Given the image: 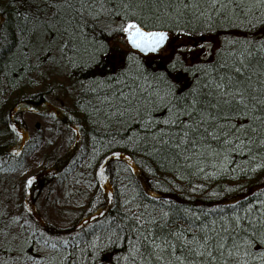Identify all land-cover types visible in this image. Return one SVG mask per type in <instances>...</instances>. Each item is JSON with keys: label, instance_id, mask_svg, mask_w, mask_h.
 <instances>
[{"label": "snow or ice", "instance_id": "snow-or-ice-1", "mask_svg": "<svg viewBox=\"0 0 264 264\" xmlns=\"http://www.w3.org/2000/svg\"><path fill=\"white\" fill-rule=\"evenodd\" d=\"M9 6L18 31L6 49L0 46V56L15 57L19 68L13 65V71L29 85L72 75L68 69L89 71L91 84L82 88L98 103L89 101L88 116L103 113L129 130L135 126L143 132L135 142L146 154L188 162L264 149V0H9ZM232 28H244L245 39H226L218 52L201 42ZM185 36L192 46H176ZM117 39L126 51L112 43ZM200 55L213 59L188 62ZM106 64L110 72L103 71ZM98 175L106 179L102 166ZM36 179L28 177L25 189ZM232 209L231 215L213 209L220 217L210 222L186 214L189 232L169 227V211L157 216L155 208H128L133 235L125 238L127 254L116 264H264V201L243 214L237 205ZM0 245L13 264H37L31 242L14 235L11 225L0 229ZM90 247V258L101 264L109 244L93 241Z\"/></svg>", "mask_w": 264, "mask_h": 264}, {"label": "trees", "instance_id": "trees-1", "mask_svg": "<svg viewBox=\"0 0 264 264\" xmlns=\"http://www.w3.org/2000/svg\"><path fill=\"white\" fill-rule=\"evenodd\" d=\"M17 24L9 0H0V46L6 49L13 42ZM212 35L219 41L218 52L226 39H245L246 31L232 28L228 35L224 30ZM13 65L19 68L15 57L0 56V191L4 193L0 195V229L11 225L14 235L27 238L31 242L28 251L37 264H95L90 258L93 241L109 244L100 257L101 264H116V257L127 254L125 238L133 235L125 219L126 213L132 214L128 208L137 212L155 208L157 216L161 210L169 211L173 221L169 227L176 229L189 228L186 214L210 222L220 217L213 209L222 208L231 215L232 206L237 205L243 214L249 204L264 201V167H260L264 149L253 147L251 154L247 148L243 153L231 152L227 160L222 154L188 162L146 154L145 145L135 142L143 136L135 126L129 130L107 121L103 113L88 116L93 111L89 101L98 103L82 88L91 84L89 71L68 69L72 75H53L43 84L29 85L22 79L23 73L13 71ZM111 68L106 64L103 71ZM27 115L50 125L29 130ZM58 139L64 142L60 153L56 151ZM101 166L106 177L103 181L98 175ZM30 176L37 179L31 189H25ZM125 201L131 203L126 206ZM203 213L211 215L205 218ZM15 219L19 224L13 223ZM2 261L13 264L12 255L6 256L0 245Z\"/></svg>", "mask_w": 264, "mask_h": 264}, {"label": "rangeland", "instance_id": "rangeland-1", "mask_svg": "<svg viewBox=\"0 0 264 264\" xmlns=\"http://www.w3.org/2000/svg\"><path fill=\"white\" fill-rule=\"evenodd\" d=\"M195 40L196 41H201V38L199 36H197V37H195ZM189 41H190L189 37H186V36L185 37H180L179 39H177L175 41V44H176V46H185L186 45L187 47H191L192 45H191V43ZM201 42H204L206 47L211 45V49L214 52L216 51V49L218 47V43H219L217 37H215L214 35L206 36L204 38V40L201 41ZM117 45L120 47L121 50H125L122 42H119ZM185 55H188L187 51L185 52ZM211 58L212 57H206L204 55H200L198 57L192 56L191 59L188 62L189 63H195V62H198L200 60H204V59L207 60V59H211ZM25 122H26V125L28 126L29 130H34V129H36L37 126H40V125H43V126L50 125V123L48 121H46L44 119H41V118L34 117L32 115H27L25 117ZM63 134H65V133L63 132ZM61 137H63V135H61ZM63 141H64V138H63ZM57 143H58V147H57L56 151L58 153H60L64 149V142H61V139H58ZM34 156H37V154H35ZM6 182H8V180H6ZM107 184H108V188H111L110 183L108 182ZM0 195L2 196V195H4V193H2L0 191ZM32 203H33V205H36V200H34ZM36 207H37L38 211L41 209V207L39 205H37ZM70 215L71 214L68 213L67 217L68 216L70 217Z\"/></svg>", "mask_w": 264, "mask_h": 264}, {"label": "bare ground", "instance_id": "bare-ground-1", "mask_svg": "<svg viewBox=\"0 0 264 264\" xmlns=\"http://www.w3.org/2000/svg\"><path fill=\"white\" fill-rule=\"evenodd\" d=\"M10 255V254H9Z\"/></svg>", "mask_w": 264, "mask_h": 264}]
</instances>
